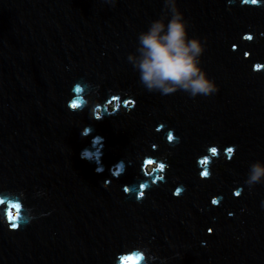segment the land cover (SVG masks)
Listing matches in <instances>:
<instances>
[{"label":"water","instance_id":"water-1","mask_svg":"<svg viewBox=\"0 0 264 264\" xmlns=\"http://www.w3.org/2000/svg\"><path fill=\"white\" fill-rule=\"evenodd\" d=\"M163 6L0 0V194L23 191L37 217L0 204V264H119L137 247L152 264H264V183L244 185L264 161V0H178L219 87L196 98L148 92L127 61ZM82 79L100 85L93 109L71 107ZM148 154L164 173L144 175Z\"/></svg>","mask_w":264,"mask_h":264},{"label":"clouds","instance_id":"clouds-1","mask_svg":"<svg viewBox=\"0 0 264 264\" xmlns=\"http://www.w3.org/2000/svg\"><path fill=\"white\" fill-rule=\"evenodd\" d=\"M116 2L117 0H107V3L113 5ZM234 2L235 0H229V3ZM241 4H246L245 0H241ZM163 5L159 18L150 21L147 30L138 34L136 51L127 56V61L139 75V82L148 92H157L162 96L174 94L177 91L186 92L191 98L211 96L217 93L219 87L208 76L201 63V58L207 49V38L202 39L190 35L188 20L178 7V0H163ZM261 35L264 36V33ZM99 89V84L93 85L83 79L75 83L73 91L78 94L79 102L73 103L71 107L75 105V108L82 109L89 106L93 109L94 98L99 96ZM173 133L174 131L169 132L167 140L175 144L179 142L180 138L174 136ZM155 147L156 145H153V148ZM157 159L163 162L157 163ZM198 163L203 166V173H207V177L200 174L201 178H210L212 173L207 158L200 159ZM153 164L156 166L147 171L149 166ZM166 164V156L154 159L148 154L143 163L146 170L144 175L150 177L157 172L164 173ZM164 180L165 175L155 176V181ZM262 183H264V161H256L250 165L244 185L251 190L257 184ZM149 187L148 182L140 184L142 189ZM125 189L126 193L132 191V188ZM185 190V186L181 185L176 188L174 195L179 196ZM243 191L244 186H241L234 191V194L241 196ZM140 193L144 192L141 191ZM36 195L44 196L46 193L39 191ZM137 199L139 200V198ZM25 200L26 195L23 191L0 194V204L8 205L4 209V215L11 217L13 210H15L16 218L23 225L31 224L37 217L34 209L25 204ZM221 200L222 197L220 196L212 199V201L217 202L216 205ZM262 206H264V202H262ZM149 252L150 249L147 247H137L131 251H126L120 254L119 264H152L158 257L149 255ZM161 264H167L166 260H162Z\"/></svg>","mask_w":264,"mask_h":264},{"label":"snow or ice","instance_id":"snow-or-ice-1","mask_svg":"<svg viewBox=\"0 0 264 264\" xmlns=\"http://www.w3.org/2000/svg\"><path fill=\"white\" fill-rule=\"evenodd\" d=\"M250 2H251L252 4H256V3H257V0H250ZM245 3H246V4L249 3V0H245ZM244 39L250 41V40L253 39V37H252L251 35H249V36H245ZM258 67H259V66H258ZM128 103H130V102H128ZM73 108H75V105H73ZM211 151L215 154L216 149H215V148H212ZM228 153H229V156H231V154L233 153V149H232L231 147L228 148ZM162 167H164V166L162 165ZM201 174H203L205 177H207V173H203V171H202ZM125 190H126V189H124V191H125ZM239 196H240V195L237 194V197H239ZM140 197H141V198L144 197V193H140ZM211 203H212L213 205H216V204H217V202H215V201H211ZM15 219H17V218H15ZM12 226H13L14 229H16V228L18 227V225L15 224V223H13ZM209 231H211V229H209Z\"/></svg>","mask_w":264,"mask_h":264}]
</instances>
